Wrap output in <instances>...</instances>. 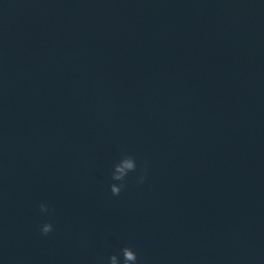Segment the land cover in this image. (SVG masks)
<instances>
[{
	"label": "water",
	"instance_id": "obj_1",
	"mask_svg": "<svg viewBox=\"0 0 264 264\" xmlns=\"http://www.w3.org/2000/svg\"><path fill=\"white\" fill-rule=\"evenodd\" d=\"M127 245L264 264V0H0V264Z\"/></svg>",
	"mask_w": 264,
	"mask_h": 264
},
{
	"label": "clouds",
	"instance_id": "obj_2",
	"mask_svg": "<svg viewBox=\"0 0 264 264\" xmlns=\"http://www.w3.org/2000/svg\"><path fill=\"white\" fill-rule=\"evenodd\" d=\"M138 168L137 159L133 155L122 154L121 158L113 166L111 179L120 183L111 184V192L114 196H119L121 192L127 187L125 181L130 173L136 172ZM143 175L138 177V183H143L147 180V163L145 162L143 168ZM39 209L42 213H48L50 208L47 204H40ZM54 225L51 221L46 222L41 227L42 235H48L54 231ZM122 257V259H121ZM106 264H140V257L132 245H127L120 249V252L112 254Z\"/></svg>",
	"mask_w": 264,
	"mask_h": 264
}]
</instances>
